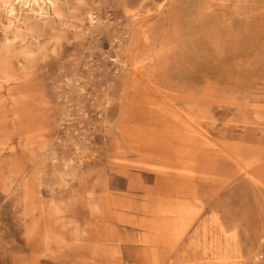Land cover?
Here are the masks:
<instances>
[{
  "label": "rangeland",
  "instance_id": "obj_1",
  "mask_svg": "<svg viewBox=\"0 0 264 264\" xmlns=\"http://www.w3.org/2000/svg\"><path fill=\"white\" fill-rule=\"evenodd\" d=\"M8 1L0 264H264V0ZM136 62L186 122L136 106ZM136 125L206 143L148 158Z\"/></svg>",
  "mask_w": 264,
  "mask_h": 264
},
{
  "label": "bare ground",
  "instance_id": "obj_2",
  "mask_svg": "<svg viewBox=\"0 0 264 264\" xmlns=\"http://www.w3.org/2000/svg\"><path fill=\"white\" fill-rule=\"evenodd\" d=\"M31 1L32 3H36V4H44V1L41 2L40 0H26V2ZM222 1V0H221ZM251 1V0H250ZM256 1V0H254ZM259 1V0H258ZM208 2V1H207ZM260 2V1H259ZM13 1L9 0L8 1V5L6 7L7 11L9 13V16L12 18H14V8H13ZM30 3V2H29ZM216 3V2H215ZM219 3V2H218ZM221 3V2H220ZM255 3V2H253ZM258 3V2H257ZM255 3V4H257ZM262 5V3H260ZM218 5V4H216ZM221 5V4H220ZM212 6V5H211ZM254 6V5H253ZM258 6V5H257ZM225 7V5H224ZM262 7V6H261ZM42 8V7H41ZM215 8V7H214ZM250 8H252L250 6ZM258 8V7H257ZM256 8V9H257ZM217 9V8H216ZM225 9V8H224ZM221 10V9H220ZM254 10V9H253ZM259 10V9H258ZM264 10V9H261ZM200 11V10H198ZM250 11H252L250 9ZM260 11V10H259ZM23 12V11H22ZM257 12V11H256ZM221 13V12H220ZM261 13V12H260ZM257 13V14H260ZM264 13V12H262ZM210 14V13H209ZM222 15V14H221ZM252 16V15H251ZM222 17V16H221ZM255 17V16H254ZM254 17H252L253 19H255ZM262 17V16H260ZM9 19L7 22V29H13L17 30V26L14 25L13 20ZM259 18V17H258ZM262 19V18H260ZM258 21V20H257ZM254 22V21H253ZM260 23V22H259ZM257 25H260V24ZM254 24V23H253ZM264 24V23H261ZM146 25V24H145ZM147 26V25H146ZM262 26V25H261ZM260 28V26H259ZM264 28H261V30ZM22 30V29H21ZM166 30V29H165ZM260 31V30H259ZM140 32V31H139ZM259 35V34H257ZM260 36V35H259ZM167 37V36H166ZM264 38V37H261ZM260 39V38H259ZM258 40V39H257ZM264 40V39H262ZM261 40V41H262ZM160 41V40H159ZM163 41V40H162ZM254 41H256V38L254 39ZM164 42V41H163ZM162 42V43H163ZM166 43V40H165ZM216 43V42H215ZM256 44V43H255ZM215 45V44H214ZM247 45V44H246ZM258 45V43H257ZM250 46V45H249ZM261 46V45H260ZM264 46V45H262ZM242 47V46H241ZM247 47V46H246ZM252 47V46H251ZM159 48V47H158ZM164 48V47H163ZM162 48V49H163ZM245 48V47H244ZM257 48V47H256ZM255 48V49H256ZM240 49V48H239ZM262 49V48H261ZM159 50V49H158ZM246 50V49H245ZM243 49V51H245ZM254 50V49H253ZM264 50V49H262ZM156 51V50H155ZM164 51V49H163ZM212 51V50H211ZM237 51V50H236ZM250 51V50H249ZM247 52V51H246ZM145 53V51H144ZM212 53V52H211ZM241 53V52H238ZM242 54V53H241ZM248 54V52H247ZM239 55V54H238ZM237 55V56H238ZM255 55V54H254ZM229 56V55H228ZM257 55H255L254 58H256ZM247 57V55H246ZM258 57V56H257ZM139 58V57H138ZM231 58V57H230ZM245 58V57H244ZM224 60V59H223ZM226 60V59H225ZM240 60V59H239ZM246 60V59H245ZM243 61V60H240ZM261 61V60H260ZM264 61V60H262ZM233 62V61H232ZM247 62V61H246ZM227 63V61H226ZM211 63H209L210 65ZM224 64V63H223ZM248 64V63H247ZM225 65V64H224ZM241 65V64H239ZM226 66V65H225ZM250 66V65H249ZM261 66V65H260ZM139 64L136 62L135 64H133V68H132V72H133V77L130 78V82L129 85L131 87V93H132V98L131 99H136V106H143V107H151V108H162L165 109L169 112H171L172 116L174 118L179 119L182 122H186L187 119L185 117H183L178 111L174 110L173 107L170 106V104L164 99H158V95L161 93L167 94V93H171V92H175L177 90V86H175V84L173 85L166 77L165 74H163L161 77H159V79H157L156 82H148L146 80H144V78H142L139 74ZM231 67V65L229 66ZM260 68V67H259ZM240 69V68H238ZM210 70V69H209ZM241 70V69H240ZM211 71V70H210ZM228 71V70H227ZM231 72V71H230ZM245 72V71H244ZM260 72V71H259ZM233 74V72L231 73ZM254 74V73H253ZM214 75V74H213ZM233 77V76H232ZM240 78V77H239ZM242 78V77H241ZM212 79V76L211 78ZM234 79V78H233ZM245 79V78H244ZM215 80V78H214ZM235 80V79H234ZM222 81V80H221ZM233 81V80H232ZM236 81V80H235ZM4 83V82H3ZM217 84V83H216ZM199 87V86H198ZM129 96V95H128ZM129 99V100H131ZM132 101V100H131ZM183 132V131H182ZM170 129V130H158L155 129V127H151V126H138L136 125V146L138 148H142L143 150H147V154H148V158H152L154 155H152L150 152L154 153H159L161 158H168V159H177L180 160L184 163H187L190 168L195 164L196 162V152L194 150L191 149H186V148H181L179 146L174 145V143L177 144H193L195 143V139L197 140H201L200 142L202 143H206V141H204L202 138L198 136H193V135H188L187 133H182ZM198 133V132H197ZM187 172V171H186ZM188 173V172H187ZM191 173V172H190ZM168 212L172 213L175 215V217H177V222L179 220L184 219V214L179 212L178 210L170 209ZM160 213V212H159ZM161 214V213H160ZM163 214V213H162ZM165 214V213H164ZM169 214V213H168ZM154 216V215H152ZM127 219V217H126ZM159 220V219H157ZM128 221V220H126ZM144 221V220H143ZM148 221V219H147ZM155 221V220H153ZM143 223V222H141ZM145 223V221H144ZM149 223V221H148ZM151 223V222H150ZM146 224V223H145ZM154 224V223H153ZM141 225V224H140ZM144 226V224H143ZM140 227V226H139ZM160 227V224H159ZM156 230V229H155ZM159 230V229H158ZM151 231V230H150ZM160 231V230H159ZM157 231V232H159ZM156 234V233H155ZM145 235V234H143ZM157 235V234H156ZM152 236V235H150ZM149 236V237H150ZM154 239V238H153ZM158 240V239H157ZM154 241V240H153ZM160 241V240H159ZM156 243V241H155ZM110 264H115L111 263Z\"/></svg>",
  "mask_w": 264,
  "mask_h": 264
}]
</instances>
